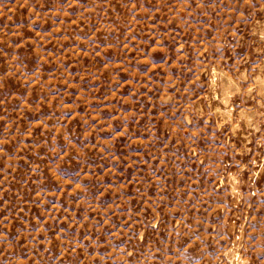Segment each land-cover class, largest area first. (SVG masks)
Masks as SVG:
<instances>
[{
  "label": "rangeland",
  "instance_id": "1",
  "mask_svg": "<svg viewBox=\"0 0 264 264\" xmlns=\"http://www.w3.org/2000/svg\"><path fill=\"white\" fill-rule=\"evenodd\" d=\"M0 264H264V0H0Z\"/></svg>",
  "mask_w": 264,
  "mask_h": 264
},
{
  "label": "snow or ice",
  "instance_id": "2",
  "mask_svg": "<svg viewBox=\"0 0 264 264\" xmlns=\"http://www.w3.org/2000/svg\"><path fill=\"white\" fill-rule=\"evenodd\" d=\"M246 87V85H244Z\"/></svg>",
  "mask_w": 264,
  "mask_h": 264
}]
</instances>
